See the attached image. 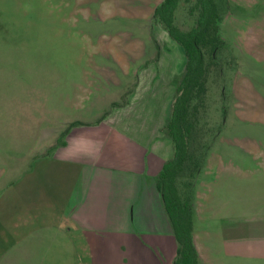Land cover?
<instances>
[{
	"label": "rangeland",
	"instance_id": "obj_1",
	"mask_svg": "<svg viewBox=\"0 0 264 264\" xmlns=\"http://www.w3.org/2000/svg\"><path fill=\"white\" fill-rule=\"evenodd\" d=\"M158 1L0 0V194L63 138L69 120L97 118L123 87L126 102L145 75L147 94H164L166 121L171 92L163 91L183 54L154 22ZM191 1L176 8L181 29L194 21ZM216 2L224 45L206 58V92L192 119L208 144L194 190L232 222L253 201L241 189L264 187V0Z\"/></svg>",
	"mask_w": 264,
	"mask_h": 264
},
{
	"label": "crops",
	"instance_id": "obj_2",
	"mask_svg": "<svg viewBox=\"0 0 264 264\" xmlns=\"http://www.w3.org/2000/svg\"><path fill=\"white\" fill-rule=\"evenodd\" d=\"M147 78L126 102L125 87L106 97L97 118L69 120L63 138L0 194V264L174 263L177 243L156 187L172 144L160 130L163 95L147 94ZM240 194L253 201L227 222L193 184L197 264H264V187Z\"/></svg>",
	"mask_w": 264,
	"mask_h": 264
},
{
	"label": "trees",
	"instance_id": "obj_3",
	"mask_svg": "<svg viewBox=\"0 0 264 264\" xmlns=\"http://www.w3.org/2000/svg\"><path fill=\"white\" fill-rule=\"evenodd\" d=\"M180 1L184 0H159L152 11L154 22L162 26L183 54L181 72L174 82L170 80L167 84L168 90L163 91L171 92V103L160 130L171 142L172 154L156 176V187L177 243L173 264H197L192 240V190L208 144L198 139L196 129L200 133L201 129L198 128L199 123L192 119L206 92L209 65L206 58H213L224 41L219 33L220 14L216 0H192L187 12H194L195 18L187 29H181L174 23ZM74 124V121L70 122L62 134Z\"/></svg>",
	"mask_w": 264,
	"mask_h": 264
}]
</instances>
